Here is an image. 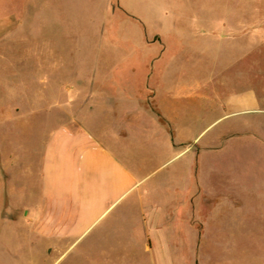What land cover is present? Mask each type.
I'll list each match as a JSON object with an SVG mask.
<instances>
[{
  "label": "rangeland",
  "instance_id": "374dc122",
  "mask_svg": "<svg viewBox=\"0 0 264 264\" xmlns=\"http://www.w3.org/2000/svg\"><path fill=\"white\" fill-rule=\"evenodd\" d=\"M159 64L259 102L209 134L237 121L264 134V0H0V153L9 122L17 125L16 165L0 167V264H264V195L253 189L264 190V151L250 144L236 154L234 171L245 174L235 207L215 212L201 237L174 210L166 247L143 248L116 211L72 236L44 237L41 146L72 107L57 102L101 88L94 67Z\"/></svg>",
  "mask_w": 264,
  "mask_h": 264
},
{
  "label": "crops",
  "instance_id": "0c3cea01",
  "mask_svg": "<svg viewBox=\"0 0 264 264\" xmlns=\"http://www.w3.org/2000/svg\"><path fill=\"white\" fill-rule=\"evenodd\" d=\"M94 68L103 73L100 84L107 90L92 86L84 96L57 102L71 111L42 142L44 237L72 236L116 211V222L125 221L120 230L125 225L140 233L143 248L166 247L163 232L172 225V210L201 237L215 212L238 201L245 174L234 171L239 147L264 151L258 128L245 130L237 121L209 131L225 117L256 110L259 102L246 89L224 96L222 79L179 77L173 74L179 65ZM9 123L0 167L11 168L17 162V125ZM16 207L32 220L30 209Z\"/></svg>",
  "mask_w": 264,
  "mask_h": 264
}]
</instances>
